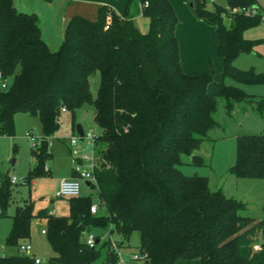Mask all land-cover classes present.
I'll use <instances>...</instances> for the list:
<instances>
[{"label": "trees", "instance_id": "16d2710c", "mask_svg": "<svg viewBox=\"0 0 264 264\" xmlns=\"http://www.w3.org/2000/svg\"><path fill=\"white\" fill-rule=\"evenodd\" d=\"M133 3L135 14H131ZM208 4L209 0H197L191 7L213 23L222 75L241 83H264V72L232 65L236 56L252 50L256 40L244 38L243 31L259 24L260 16L225 11L226 6L261 9L258 0ZM140 12L149 19L147 31L134 22ZM177 23L170 0H126L123 13L102 4L93 20L71 17L58 49L52 51L42 39L34 12L18 10L13 0H0V72L7 82L0 86V136H13L14 115L25 113L39 119L48 137L59 128L62 107L70 111L75 132L76 111L91 104L101 129L97 142L105 144L104 161L95 171L96 197H70L69 213L62 216L34 213L32 204L24 201L11 216L7 244L19 245L20 239L29 236L33 218L40 216L53 252L45 264H95L100 248L89 247L81 237L91 223H109L124 238L138 231L140 253L147 254L148 264L180 260L264 264V220L243 215L244 202L212 191L206 177L186 175L179 168L182 156L192 154L216 122L215 98L207 92L212 74L183 70ZM94 72L100 77L95 98L89 83ZM219 93L227 106L232 101L253 100L233 85L221 84ZM34 151L38 167L28 170L24 182H30L44 166L47 140ZM191 164L202 165L203 160L192 155ZM230 171L264 179V133L237 136L236 162ZM11 185L9 175L0 172V217L7 215ZM95 201L102 214L90 212ZM117 260L108 247L104 264ZM0 264L35 262L20 253L0 255Z\"/></svg>", "mask_w": 264, "mask_h": 264}, {"label": "rangeland", "instance_id": "374dc122", "mask_svg": "<svg viewBox=\"0 0 264 264\" xmlns=\"http://www.w3.org/2000/svg\"><path fill=\"white\" fill-rule=\"evenodd\" d=\"M103 1L119 13L125 11L126 0ZM216 1L224 3V0ZM170 2L178 17L176 34L182 68L190 74H212V80L207 85V92L215 98L213 119L216 125L207 131L199 147L192 154L182 156V164L179 168L186 175L197 174L206 177L212 191L220 190L226 197L244 202L245 208L241 211L243 215L256 220H264V179L247 178L230 171V167L236 162L237 136L264 133V83L247 84L237 82L231 77H224L221 72L223 59L216 53L213 23L199 17L191 7V3L196 4L197 0H170ZM210 2L211 0H209V4ZM258 2L261 9H264V0H258ZM91 3H88L87 6L83 5L86 18L88 15L96 16L97 8H94L92 13ZM74 6L75 4L71 5V7ZM135 7L136 5L133 3L131 14H135ZM22 8L35 11L43 29L55 38H58L61 33L60 17L65 20L66 25L70 20L67 16L70 11H67V8L62 5V0H53L48 3L40 0H26ZM81 10L78 7L76 11L83 16ZM224 21L229 25L227 17L224 18ZM134 22L141 31H147L149 28V19L141 12L135 15ZM243 37L256 41L252 50L236 56L232 65L240 70L252 69L257 73L264 72V21L245 29ZM99 81L98 72L90 75V90L94 98L97 94ZM221 84L241 88L245 93L251 95L252 102L232 101L231 105L227 106L226 98L219 93ZM258 103L262 104L261 108H258ZM94 113L93 105H83L76 111L75 125L80 124L83 131L91 130L94 134L100 135L101 129L94 121ZM14 128L13 136H0V172L18 179V183L11 185L7 215L0 217V255L20 254L22 252L19 250V245L29 244L31 249L25 254L38 257L42 264H45L53 252L46 234L37 232L35 228V221L43 218L40 216L33 218L29 236L20 239L19 245L7 244L6 237L11 229V216L14 214L15 207L24 201L32 204L34 213L45 211L57 216L68 215L70 197L55 198L54 192L60 178L73 172L69 140L76 130L75 132L72 130L70 111H62L59 115L58 130L47 138L49 155L43 158L44 166L33 175L30 182H24L28 170L37 168L39 163L37 152L32 148L25 133L33 131L37 136L44 135L39 119L25 113L14 115ZM103 148H105V144L101 141L97 142L95 153L98 157L102 156ZM192 155H199L203 164H191ZM13 159L14 164H12ZM96 189V185L89 188L81 182L80 196L91 194L96 197ZM103 212L104 210H99L98 214ZM89 233L99 237V243H96V246L100 248L101 255L95 264H104L108 247L117 255L118 260L115 264H139V261H134L131 258L132 252H141L138 231H133L128 238H124L109 223L105 225L91 223L81 235L82 239ZM103 243L107 245L103 246Z\"/></svg>", "mask_w": 264, "mask_h": 264}, {"label": "built area", "instance_id": "2783aa9c", "mask_svg": "<svg viewBox=\"0 0 264 264\" xmlns=\"http://www.w3.org/2000/svg\"><path fill=\"white\" fill-rule=\"evenodd\" d=\"M212 1V0H211ZM145 2L142 4L146 6ZM225 11L227 15H236L243 14L246 16L259 15L261 21H264V9H260L256 6H235L230 7L226 6ZM6 80L3 79L0 72V86L4 88L6 86ZM61 111H65V108L62 107ZM26 138L30 141L32 148L38 149L41 146V143L44 140H47L46 136H37L33 131L25 133ZM99 135L94 134L91 130L83 131L82 135H79L75 132L69 140V151L71 153V162H72V171L76 173V176L70 178H62L54 192L55 198L62 197H76L80 195V183L85 181L90 182L89 188H93L94 185L97 186V178L95 171L104 161L103 157H98L95 153L96 144L98 141ZM48 142V140H47ZM49 145V143H48ZM10 183H18V179L15 176H9ZM99 207L97 202H93L90 206V212L96 213ZM42 233H45L44 229L40 230ZM85 242L89 247H93L96 244V236L93 234H87L84 238ZM255 249H259V245H254ZM31 249L29 244L19 245V250L22 253H26ZM35 264H42V261L38 257H32ZM131 258L134 261H139V264H148L147 254L146 253H137L132 252Z\"/></svg>", "mask_w": 264, "mask_h": 264}, {"label": "crops", "instance_id": "0c3cea01", "mask_svg": "<svg viewBox=\"0 0 264 264\" xmlns=\"http://www.w3.org/2000/svg\"><path fill=\"white\" fill-rule=\"evenodd\" d=\"M26 0H13V4H14V6L18 9V10H20V11H25V12H34L35 14H36V12L35 11H33V10H26V9H24V8H22V5H23V3L25 2ZM40 1H42V2H44V3H48V2H52L53 0H50V1H46V0H40ZM91 2H94V3H91ZM19 3V4H18ZM88 3H91V11H92V13L94 12V8H98V6L99 5H102V4H104V5H107V6H109V7H111L110 5H108V4H106V2H104L103 0H97V1H91V0H62V5L65 7V8H67V11H70V14L68 13L67 14V16L69 17V18H71V17H73V16H75V15H80L79 13H77V11L76 10H78V7H80V9H82L81 11V13H82V15L84 16V15H86V14H84V12H83V8H84V6L83 5H86L87 6V4ZM72 4H75V6L74 7H71V5ZM69 8H71V10H69ZM112 9H113V7H111ZM73 9V10H72ZM115 10V9H114ZM116 11V10H115ZM116 12H118V11H116ZM61 13V12H60ZM119 13V12H118ZM37 15V14H36ZM65 16H66V14H65ZM86 17V16H85ZM95 17L96 16H94V14L93 15H88V19H91V20H93V19H95ZM60 23L62 24L61 25V33H60V35H59V37L58 38H55V37H53L52 35H50L47 31H45L44 29H43V26L41 25V22H40V20L38 19V24H39V26H40V29H41V36H42V39L46 42V44H47V46H48V48L50 49V50H52V51H54V50H56L58 47H59V45H60V43H61V41H62V38H63V34H64V30H65V27H66V22H65V20H63L61 17H60ZM65 25H64V24ZM224 23L226 24V22L224 21ZM227 25V24H226ZM64 28V29H63ZM57 35V34H56ZM70 177H74L73 176V172H70V173H68V174H66L65 176H63V177H61L60 178V180L62 179V178H70ZM59 180V181H60ZM86 186V185H85ZM88 187V186H87ZM99 210H103V208H100V209H98V211ZM45 223V219L43 218L42 220L40 219H37L36 221H35V228H36V226H37V224H40V229H39V231H37V229H36V231L37 232H41L40 230H41V226L43 225ZM42 233V232H41ZM34 257V256H33ZM174 264H200V262L199 261H197V260H191V261H185V260H180V261H176Z\"/></svg>", "mask_w": 264, "mask_h": 264}, {"label": "water", "instance_id": "95a60500", "mask_svg": "<svg viewBox=\"0 0 264 264\" xmlns=\"http://www.w3.org/2000/svg\"><path fill=\"white\" fill-rule=\"evenodd\" d=\"M46 1H50V0H46ZM191 6H192V3H191ZM75 130H76V132H77L79 135H82V134H83V129H82V127H81L80 124H76V125H75ZM12 164H14V159L12 160ZM84 184H85L86 186H90V182H89V181H85ZM36 229H37V231H39V229H40V224H37ZM97 242H98V239L96 240V243H97Z\"/></svg>", "mask_w": 264, "mask_h": 264}]
</instances>
